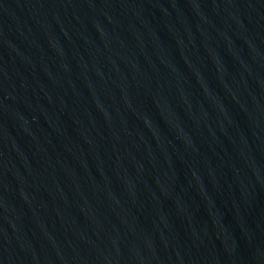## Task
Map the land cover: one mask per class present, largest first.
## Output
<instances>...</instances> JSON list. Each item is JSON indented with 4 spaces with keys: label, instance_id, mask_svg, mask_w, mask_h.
Returning <instances> with one entry per match:
<instances>
[{
    "label": "water",
    "instance_id": "obj_1",
    "mask_svg": "<svg viewBox=\"0 0 264 264\" xmlns=\"http://www.w3.org/2000/svg\"><path fill=\"white\" fill-rule=\"evenodd\" d=\"M0 264H264V0H0Z\"/></svg>",
    "mask_w": 264,
    "mask_h": 264
}]
</instances>
